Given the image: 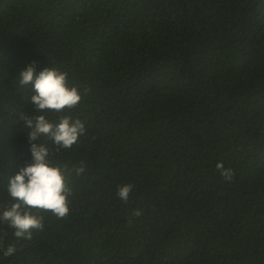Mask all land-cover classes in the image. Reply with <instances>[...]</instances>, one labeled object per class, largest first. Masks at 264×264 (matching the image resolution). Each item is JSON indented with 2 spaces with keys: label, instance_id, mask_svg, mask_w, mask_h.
Returning <instances> with one entry per match:
<instances>
[{
  "label": "trees",
  "instance_id": "trees-1",
  "mask_svg": "<svg viewBox=\"0 0 264 264\" xmlns=\"http://www.w3.org/2000/svg\"><path fill=\"white\" fill-rule=\"evenodd\" d=\"M34 61L78 87L63 114L86 134L37 141L70 214L31 239L0 224V264H264V0H0V206L31 162L20 117L58 122L19 84Z\"/></svg>",
  "mask_w": 264,
  "mask_h": 264
},
{
  "label": "clouds",
  "instance_id": "clouds-1",
  "mask_svg": "<svg viewBox=\"0 0 264 264\" xmlns=\"http://www.w3.org/2000/svg\"><path fill=\"white\" fill-rule=\"evenodd\" d=\"M35 65L34 61L19 74V84L21 87L31 84L35 93L31 102L36 112L58 114V122L50 121L45 115L20 117L24 128L30 130L26 134L31 145V162L21 167L15 176L9 177L8 196L15 202L0 206V224L14 229V236L18 239H31L34 231L44 230L45 216L41 213H51L57 219L70 214L69 197L73 189L66 166L54 163L52 150L37 141L42 136L47 137L55 145V152H59L71 149L86 134L81 120H73L63 114L80 104L82 94L78 87L69 85L66 72L46 67L37 73ZM216 167L226 181L234 178V169L225 168L223 162L217 163ZM75 170L78 175L85 171L84 167ZM133 187L132 184L118 186L117 195L127 203ZM132 215L139 217L142 212L137 209ZM132 223L134 221L130 219L129 224ZM2 251L5 257H9L15 254L17 247L10 244Z\"/></svg>",
  "mask_w": 264,
  "mask_h": 264
}]
</instances>
